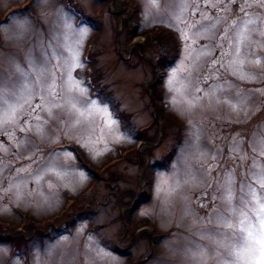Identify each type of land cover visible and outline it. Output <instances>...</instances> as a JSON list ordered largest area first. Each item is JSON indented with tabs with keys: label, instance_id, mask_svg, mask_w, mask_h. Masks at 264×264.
Instances as JSON below:
<instances>
[{
	"label": "rangeland",
	"instance_id": "374dc122",
	"mask_svg": "<svg viewBox=\"0 0 264 264\" xmlns=\"http://www.w3.org/2000/svg\"><path fill=\"white\" fill-rule=\"evenodd\" d=\"M196 11L193 0H0V264H262L264 189L245 205L244 165L230 200L213 178L235 142L264 155V23L213 96L224 81L201 76L220 41L193 35L208 23ZM193 40L207 46L195 59ZM30 157L56 165L37 178Z\"/></svg>",
	"mask_w": 264,
	"mask_h": 264
},
{
	"label": "snow or ice",
	"instance_id": "6c2138e0",
	"mask_svg": "<svg viewBox=\"0 0 264 264\" xmlns=\"http://www.w3.org/2000/svg\"><path fill=\"white\" fill-rule=\"evenodd\" d=\"M200 5H205V11L207 8L213 9L212 18L210 19L205 15V11H200ZM193 6L197 8L194 15L201 16L207 24H202L200 28H197L196 23H192L190 27L196 28V32L193 35L203 36L204 34L211 32L213 30L217 31V40L220 41L215 45L219 49V56L210 62V67L205 68L204 75L201 79L205 82L209 81L213 77H219L224 81L223 84H215L212 87L211 94L215 96L217 91H220L223 87L227 85V81L224 77L225 73L237 75L239 74V69L234 68L237 64V60L233 57H238L240 55V40L243 38L244 33L249 28L250 25L256 23L259 20L264 23V0H193ZM222 25V26H220ZM83 33H81V37ZM185 39H188V34H184ZM195 44L193 40L189 45ZM207 46L202 45L200 50L192 48V52L189 56L193 59L198 58L200 55L205 54V49ZM195 53V56H193ZM175 79V73H173L172 80L169 81L171 84ZM82 92L84 89L79 88ZM47 99L48 103L55 104L57 100H64L65 97L61 92L56 91L55 84L49 86L47 89ZM66 103L69 101H65ZM43 108V105H40ZM36 106L33 105L30 109L29 114L35 110ZM92 110L99 111L95 104H92ZM107 112L106 109H104ZM28 119V114L24 116V120ZM23 130V129H22ZM2 138V137H0ZM240 148V143L235 142L229 152L232 153L228 157V161H222L220 164L216 165L218 174L214 177V182L216 184V190L224 195V198L230 200L233 192V185L235 183L236 169L241 165L246 167V171L242 177L241 191L243 195L241 197V203L247 204V197L253 199L257 198V186L259 189H264V155L256 154L250 155L247 150L243 151V154L236 152V149ZM61 151H66L75 155L72 149H62ZM219 155H223V150L217 146L216 149ZM30 162L37 164L35 175L37 178H42V173L50 171L55 165V160H39L34 158H28ZM213 164L216 162L217 157L211 156ZM213 164H209L206 171L211 173L213 171ZM27 170V169H23ZM83 178V177H82ZM246 190V191H245ZM264 223V222H262ZM251 235V233L249 234ZM262 264H264V255L261 258Z\"/></svg>",
	"mask_w": 264,
	"mask_h": 264
},
{
	"label": "trees",
	"instance_id": "16d2710c",
	"mask_svg": "<svg viewBox=\"0 0 264 264\" xmlns=\"http://www.w3.org/2000/svg\"><path fill=\"white\" fill-rule=\"evenodd\" d=\"M67 7L69 8V9H73L77 14H78V18L82 21V17H84L85 19H86V15H84V13L82 14V11H78V9L74 6V4L71 2V1H68L67 2ZM86 16V17H85ZM87 20V19H86ZM87 21H89V20H87ZM91 22V21H90ZM92 25H94V23H93V21H92ZM92 26L90 25V28H91ZM92 29V28H91ZM161 63V64H160ZM155 65L156 66H158L159 65V67L161 66L162 67V65H163V63L162 62H160L159 60H155ZM90 66V65H89ZM89 66H87V68L88 69H91V72H92V74L90 73V72H88V71H86L87 73H86V76L85 77H87V79H88V77L90 78V82H88L87 81V79H85V81L88 83V85H89V88H90V90L91 91H95L96 90V92L98 93H101V91L98 89V87H99V84H98V82L96 81V79L98 78V76H97V71H95L94 69H92V68H90ZM94 73H95V75H94ZM91 81H92V83H91ZM153 94H155L154 92H153V90L150 92V96H151V98H153L154 97V95ZM116 105V104H115ZM115 107V106H114ZM119 117L121 116V112L120 111H117V113H116ZM121 118V117H120ZM120 120V122H122L123 120L122 119H119ZM150 120V122H149V124L148 125H152L153 124V122L155 121L154 119H152V118H150L149 119ZM124 122V121H123ZM148 125H146V127H143V128H140V129H138L137 131V133L138 134H135V136L133 137V138H135V137H139V135H141V134H139V133H141V132H144V130H146L147 129V126ZM118 148V147H117ZM116 148V150H118ZM171 151H173V146L170 148V153H171ZM170 153L167 155V156H169L170 155ZM166 156V157H167ZM166 158H164V157H162V159L160 160V164H163V166L165 165V162H166V160H165ZM138 161H139V159H138ZM154 161H156V162H154V164H156V163H158L159 164V161L158 160H154ZM140 162V161H139ZM162 166V165H161ZM113 250H115L116 251V253H119L117 250H116V247H114L113 248Z\"/></svg>",
	"mask_w": 264,
	"mask_h": 264
}]
</instances>
